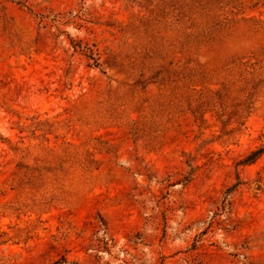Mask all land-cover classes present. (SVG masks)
Segmentation results:
<instances>
[{
    "label": "rangeland",
    "instance_id": "rangeland-1",
    "mask_svg": "<svg viewBox=\"0 0 264 264\" xmlns=\"http://www.w3.org/2000/svg\"><path fill=\"white\" fill-rule=\"evenodd\" d=\"M0 264H264V0H0Z\"/></svg>",
    "mask_w": 264,
    "mask_h": 264
}]
</instances>
